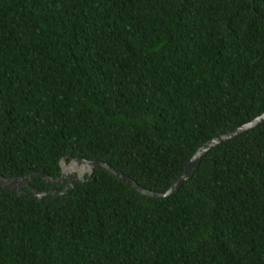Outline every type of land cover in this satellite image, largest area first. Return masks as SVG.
<instances>
[{"label": "trees", "instance_id": "16d2710c", "mask_svg": "<svg viewBox=\"0 0 264 264\" xmlns=\"http://www.w3.org/2000/svg\"><path fill=\"white\" fill-rule=\"evenodd\" d=\"M262 112L264 0H0L5 177L80 156L163 192ZM0 264H264V122L166 199L97 168L41 201L0 187Z\"/></svg>", "mask_w": 264, "mask_h": 264}, {"label": "water", "instance_id": "95a60500", "mask_svg": "<svg viewBox=\"0 0 264 264\" xmlns=\"http://www.w3.org/2000/svg\"><path fill=\"white\" fill-rule=\"evenodd\" d=\"M263 122H264V112L260 113L259 115L252 118L250 121L246 123H243L237 127L229 129L213 138L206 140L198 147L196 152L193 154V156L190 158L188 163L185 165L183 171L180 173L178 178L175 179L171 183L169 188L163 192H156L142 187L131 177L127 176L126 174L120 172L119 170L113 168L112 166H110L109 164L103 161L88 160L80 156H75L68 160L69 158L68 155L63 156L59 161L60 174L58 176L53 177L44 172H31L24 176H10V177H5L2 174H0V187L9 193L27 194L28 196L41 201L44 197L48 195H54L57 197L60 195L68 194L76 183L84 181L85 174L89 177L92 174L93 170L97 168L109 172L110 174L117 177L123 183H125L130 188H132L133 190H135L136 192H138L143 196L152 199H166L172 194H174L178 190V188L192 176V174L198 167L201 158L206 154L208 150H210L214 146L224 141H227L231 138H234L240 134L246 133L247 131L254 129ZM74 161L88 164L89 169L86 171L85 174L76 173L74 170H70L69 173H64V168H63L64 164L71 165V163ZM36 177H41L45 182L53 183V184H60L64 182V180H67L68 182L63 188H59V189L52 188L48 191H40L31 184V182ZM25 188H28L30 191L26 192L24 190Z\"/></svg>", "mask_w": 264, "mask_h": 264}, {"label": "bare ground", "instance_id": "6f19581e", "mask_svg": "<svg viewBox=\"0 0 264 264\" xmlns=\"http://www.w3.org/2000/svg\"><path fill=\"white\" fill-rule=\"evenodd\" d=\"M63 168L64 173H69L70 170H74L76 173L85 174L86 171L89 169V166L88 164L79 163L75 161L74 163H71V165L64 164Z\"/></svg>", "mask_w": 264, "mask_h": 264}, {"label": "flooded vegetation", "instance_id": "af4514ba", "mask_svg": "<svg viewBox=\"0 0 264 264\" xmlns=\"http://www.w3.org/2000/svg\"><path fill=\"white\" fill-rule=\"evenodd\" d=\"M75 162V161H74ZM74 162H72V163H74ZM86 175V174H85ZM67 180H64V182H62V183H60V184H62V187L61 188H63L66 184H67Z\"/></svg>", "mask_w": 264, "mask_h": 264}]
</instances>
